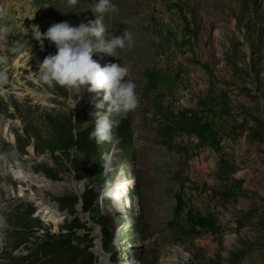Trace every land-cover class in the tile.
Listing matches in <instances>:
<instances>
[{"label":"rangeland","instance_id":"1","mask_svg":"<svg viewBox=\"0 0 264 264\" xmlns=\"http://www.w3.org/2000/svg\"><path fill=\"white\" fill-rule=\"evenodd\" d=\"M94 2L0 0L7 14L0 24L13 29L0 42L9 57L0 152L18 154L0 161V188L15 199L7 206L0 199V263L36 258L35 238L65 234L77 239L78 251L53 249L34 264H107L97 249L109 264H264V140L255 122L264 119V0H112L119 11L105 16L106 29L119 36L127 28L135 43L117 58L93 59L130 68L139 106L100 144L89 134L107 115L103 93L42 85L39 65L57 50L51 43L46 50L48 40L41 50L32 39L35 27L94 20ZM13 41H29L31 55L26 46L10 52ZM29 92L51 95V106ZM214 108L218 148L202 143L195 128ZM15 173L66 186L45 192L44 204L32 196L39 186L19 183ZM108 180L132 185L113 201L101 197ZM41 206L66 219L53 225ZM190 213L211 225L195 227ZM73 223L76 232L67 228ZM23 234L27 243H20Z\"/></svg>","mask_w":264,"mask_h":264},{"label":"clouds","instance_id":"2","mask_svg":"<svg viewBox=\"0 0 264 264\" xmlns=\"http://www.w3.org/2000/svg\"><path fill=\"white\" fill-rule=\"evenodd\" d=\"M78 0H67L69 6H76ZM95 16L94 20L87 23L81 22L72 26L67 21L52 24L46 32H41L38 27L32 32L41 50L44 41L48 40L56 47L55 54L47 55L39 65L38 79L48 89L55 90L57 86L73 95H78L86 87L89 93L97 97L103 93V102L107 104V115L96 123L89 134L90 140L96 143H105L112 140V130L119 127L128 114L134 112L139 106L136 94V84L128 79L130 68L117 63H109L103 67L93 59L94 54L105 53L117 58V50H131L134 46V36L127 28L122 35L109 32L104 24L106 15L119 11L112 0H96L90 8ZM0 8V18L6 16ZM13 29L7 24H0V42L6 41ZM26 46L31 55V44L24 41H13L9 51L13 54ZM9 57L0 54V87L8 80L7 72L3 66L7 65ZM76 106H74L75 108ZM73 108V109H74ZM75 121V118H73ZM18 155L16 152H0V161H6L9 156ZM127 191V183L105 182L101 192L102 198L119 201Z\"/></svg>","mask_w":264,"mask_h":264},{"label":"trees","instance_id":"3","mask_svg":"<svg viewBox=\"0 0 264 264\" xmlns=\"http://www.w3.org/2000/svg\"><path fill=\"white\" fill-rule=\"evenodd\" d=\"M50 42L48 41V45L46 46V50H48L49 52L52 50L49 47ZM214 110L216 111V113L213 110H204V117H206V122L202 123L201 121H199L197 119V124L195 126L196 128V134L199 137V140L202 143H206L207 140L210 141V144L213 147L218 148L219 147V142L217 139V135L215 134V132L213 131V126L215 125L214 123H216L214 121V119H216V115H217V109L214 108ZM256 124H259L262 128L259 132L256 133V135L258 136L259 139L264 140V119L262 121H255ZM66 128V126H65ZM214 132L213 135H209V133ZM179 203L181 205V198L179 200ZM190 218L192 219V222L194 224V226H200V227H207L211 225V221L208 217L205 216H201L198 215L197 219L195 217L192 216V214H189ZM79 225V223H73L67 226V228L69 229V231H77L78 228H76ZM36 239V244L38 245L37 249H36V258H33L30 254V256L26 257V258H20L16 259L17 262L19 264H25L24 261H27L29 259H31L30 262H28L27 264H34L36 261H38L39 259V255L42 254L43 257H47L48 255H55L54 253H50L51 250L55 249V250H59L62 249H73L75 251H78L79 248H75L72 245V242L74 240H77L76 238H74V236H69V235H65V234H61L60 236H50V235H45L43 237V239H39V238H35ZM28 240V234H23L22 235V240L20 241V243L22 242H26ZM19 243V244H20ZM27 243V242H26ZM32 254L34 252H31ZM53 258V257H52ZM46 261H49V259L45 258ZM20 261H22L20 263ZM42 260H40L41 262ZM78 264H85L84 261H78L77 259L75 260ZM1 264V263H0Z\"/></svg>","mask_w":264,"mask_h":264},{"label":"bare ground","instance_id":"4","mask_svg":"<svg viewBox=\"0 0 264 264\" xmlns=\"http://www.w3.org/2000/svg\"><path fill=\"white\" fill-rule=\"evenodd\" d=\"M19 63L16 62V67H19ZM28 95L32 96L36 102H39L41 103L42 105H45V106H48L50 107L51 106V103H52V100H53V97L51 95H48V94H43V95H39V94H34L32 92H29ZM103 119V118H102ZM10 131V129H9ZM8 132V129L5 125L4 122H1L0 121V135H4L5 133ZM30 151H32V149H30ZM27 170V168H25ZM24 169V170H25ZM24 172V171H23ZM13 173V172H12ZM26 174L27 173H31L30 171H26L25 172ZM25 173H15L14 175L16 176V180L19 181V183H27V184H33V185H37L39 186L38 189L39 192H37V194H33L32 196H34L36 198V196L40 197V198H37V200L42 201V197L43 195L45 194V192H49V191H52L53 193H63L64 192V187L66 185H62V184H53L51 182H48V180H46L45 178L42 179V178H36L32 175H29L27 176ZM116 183H119V182H116ZM132 185V182H127V187L128 186H131ZM3 187V186H2ZM1 192H0V199H3L4 202H3V205H10L13 201H15L13 195H8L7 192L8 190H6L4 187L3 188H0ZM12 193V191H10ZM14 194H16V192H13ZM36 195V196H35ZM17 197H23L24 194H21V195H15ZM44 203V202H43ZM133 203L135 205L138 204L137 200L134 199L133 200ZM45 204V203H44ZM41 208V217L46 219V221H49L50 223H52L53 225L55 226H59L62 224V222L66 219V215L65 214H61L60 212H58V210L56 211L55 209L53 208H50V207H45L43 208L42 206L40 207ZM96 254L99 256V258L101 259V261H104L106 262L107 264H109V258L104 255L100 249H97L96 251Z\"/></svg>","mask_w":264,"mask_h":264}]
</instances>
